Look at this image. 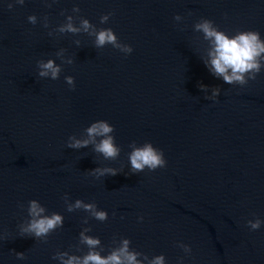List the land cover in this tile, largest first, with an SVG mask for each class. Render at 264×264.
<instances>
[{
	"label": "water",
	"instance_id": "obj_1",
	"mask_svg": "<svg viewBox=\"0 0 264 264\" xmlns=\"http://www.w3.org/2000/svg\"><path fill=\"white\" fill-rule=\"evenodd\" d=\"M8 2L0 0V264H61L53 255L65 250L83 255L84 228L100 237L102 254L128 237L144 264L160 253L167 264L179 257L264 264V225L250 230L246 223L264 219V69L247 84L225 83L205 66L208 41L194 29L206 17L229 33L254 29L264 37V0ZM176 14L183 18L175 21ZM68 15L76 24L86 17L111 27L133 51L98 47L88 32H58ZM49 58L60 65L57 79L39 76L38 62ZM98 119L114 125L115 159L93 143L67 146ZM133 141L163 149L167 165L132 171ZM97 167L119 171L96 176ZM78 198L108 218L69 211ZM32 199L64 217L46 238L21 233Z\"/></svg>",
	"mask_w": 264,
	"mask_h": 264
},
{
	"label": "clouds",
	"instance_id": "obj_2",
	"mask_svg": "<svg viewBox=\"0 0 264 264\" xmlns=\"http://www.w3.org/2000/svg\"><path fill=\"white\" fill-rule=\"evenodd\" d=\"M25 0H9L8 8L14 4L23 5ZM79 6H73V12H79ZM111 13H105L100 17L101 23L108 21ZM183 17L176 14L175 21H180ZM32 24L36 23V14L27 17ZM45 26H47V17H45ZM194 29L203 33V37L208 41L206 55L203 57L205 66L217 77H221L228 84H247L250 79H255L257 74L264 69V37L259 30L246 29L237 30L229 33L221 29L212 19L202 17L195 24ZM60 33L81 31L88 32L95 36V44L102 47L106 43L112 44L113 47L120 49L124 54H130L133 51L131 44L119 40L116 32L111 28H97L86 17H81L79 24L74 23V17L68 15L66 22L60 24L56 29ZM51 34V33H50ZM79 43V41H77ZM71 60H69V63ZM39 76H50L52 79L59 77L61 68L54 59L41 60L38 62ZM66 82L75 87L74 76H66ZM202 88L207 87L201 84ZM219 89L213 90V97L218 95ZM114 125L106 119L92 121L86 129L87 137L78 138L75 135L68 137L67 146L71 148L86 147L89 143L94 144L95 151L101 153L105 159H115L120 154V146L115 142ZM97 137L100 139L97 141ZM131 151L128 153V160L131 170L141 172L145 168L149 171L157 168H163L167 165L164 151L154 146L151 141H145L137 144L133 141L130 145ZM96 176L105 174L115 175L119 170L112 167H97L91 170ZM74 208H83L90 212L98 220H106L108 212L106 209L99 208L95 202H85L82 199H76L74 203L68 204V210ZM28 222L21 226V233H28L35 237H47L50 232L57 227H62L64 217L59 212L46 214L45 207L36 199L28 202ZM143 220V216L139 217ZM250 230L259 229L264 225V219L256 216L255 219L246 221ZM90 229L84 228L80 232V241L87 246V251L83 255L70 253L68 251H57L53 259H59L61 264H144V260L138 259L141 253L130 247L131 240L123 237L119 246L114 247L107 254H102L100 248L101 239L99 236L90 235ZM186 253H192L190 244L181 245ZM15 251V250H13ZM17 258L23 259L24 252H15ZM145 259L147 257L145 256ZM148 264H167L166 257L163 253L153 256ZM177 264H186L184 257H179ZM187 264H191L190 261Z\"/></svg>",
	"mask_w": 264,
	"mask_h": 264
}]
</instances>
